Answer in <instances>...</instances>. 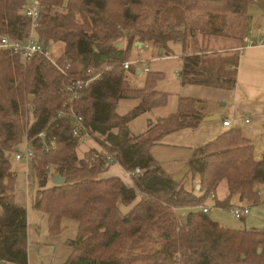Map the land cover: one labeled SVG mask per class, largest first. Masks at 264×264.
<instances>
[{
    "label": "trees",
    "instance_id": "trees-1",
    "mask_svg": "<svg viewBox=\"0 0 264 264\" xmlns=\"http://www.w3.org/2000/svg\"><path fill=\"white\" fill-rule=\"evenodd\" d=\"M253 1L39 0L36 36L46 47L62 45L60 69L41 56L25 64L19 54L0 52L2 263L29 264L27 210L15 201L17 178L12 171L16 149L27 138L38 182L34 208L47 215L49 234L60 236L64 220L78 224V237L69 242L72 254L64 264H264V226L261 231L231 230L201 210L223 182L227 196L216 198V208L228 210L234 199L264 204L258 191L264 187V155L255 160L253 147L232 129L197 149L187 177L175 181L151 155L155 140L135 137L129 130L133 120L166 105L168 95L156 91L162 76L148 73L144 87L136 88L131 82L136 70L122 69L136 44L169 55L171 45L186 46L199 34L241 41ZM256 4L264 11V0ZM26 6L27 0H0V35L26 38ZM96 75L100 78L72 104L97 146L80 159L81 144L71 134L70 120L59 114L71 106L66 95L71 79ZM180 77L183 84L235 85L233 77L219 76L199 55L184 58ZM131 99L140 105L119 116L118 103ZM29 103L34 106L33 124L27 121ZM203 104L182 99L179 113L165 123L172 131L195 129L204 118ZM42 132L45 141L38 137ZM114 164L128 173L143 170L142 176H132L135 188L119 178H101ZM51 172L65 183L49 187ZM188 176L200 181V190L194 184L192 190L186 188ZM139 195L141 201L123 214L119 204L131 206ZM180 210L190 211L186 222L178 219Z\"/></svg>",
    "mask_w": 264,
    "mask_h": 264
},
{
    "label": "crops",
    "instance_id": "crops-1",
    "mask_svg": "<svg viewBox=\"0 0 264 264\" xmlns=\"http://www.w3.org/2000/svg\"><path fill=\"white\" fill-rule=\"evenodd\" d=\"M247 14L249 20L243 37L246 35L257 40L261 37V31L264 28V11L258 7L254 0L248 7ZM198 42L199 49L202 48L203 52L200 51L202 49L194 48L192 43H188L186 46L182 43L171 45L169 55L156 52L152 47L142 54L137 47L132 52L133 58L142 56L148 61L150 73H158L162 76L156 85V91L168 95V101L166 105L146 112L133 120L129 124V130L135 137L146 136L155 140L150 149L151 155L177 182H182L189 174V162L193 159L197 149L232 129L239 130L243 138L253 147L255 160H259L264 155V47L246 48L242 40L235 42L233 39L224 37L199 38ZM240 48L243 50L240 51ZM192 55L202 56L207 65L214 68L219 76L229 79L233 77L234 87L183 84L180 73L183 70L184 58ZM136 73L137 77L131 79L132 86L142 88L147 75L140 69L136 70ZM182 99L204 103L200 106L203 117L218 115L219 120L213 122L202 120L195 129L172 131V128L165 122L179 113ZM139 105V100H121L117 105V114L124 117ZM226 120L230 121L229 127L223 125ZM93 149H97V146L92 142L81 144L77 150L78 157L83 159L86 153ZM26 165V194L16 190L15 201L27 210L29 264H36L35 256L38 252L40 258L45 246L54 248V256L57 255L58 246L62 244L63 233L60 236L52 237L49 234V228L45 231L39 225V219L44 217H39L35 212L45 214L34 208L35 199L30 187L31 173H33L32 163H26ZM14 174L17 178V174ZM188 177L186 182L198 185V179L193 180L192 177ZM101 178H119L129 188H135L132 176L119 164L112 165L107 172L101 175ZM216 195L220 201L226 198L227 185L225 182L218 188ZM141 199L139 195L137 201L131 206L119 204L123 214H128ZM232 204L248 206L250 209L256 207L244 205L237 199H234ZM259 205L263 206L264 204ZM2 215L3 209L0 206V216ZM246 218L243 220L245 227ZM65 221L69 220H64L63 223ZM74 223L75 231L67 240L68 248L65 249L61 264L66 263L72 254L69 242L75 241L78 237V224ZM245 230L247 229L245 228ZM248 230L257 229L250 228Z\"/></svg>",
    "mask_w": 264,
    "mask_h": 264
},
{
    "label": "built area",
    "instance_id": "built-area-1",
    "mask_svg": "<svg viewBox=\"0 0 264 264\" xmlns=\"http://www.w3.org/2000/svg\"><path fill=\"white\" fill-rule=\"evenodd\" d=\"M40 2L39 0H27V6L25 9V16L30 21V32L26 36L24 40H17L11 38L9 36L0 35V52H12L19 54L22 58L23 63H28L33 60L35 56H41L45 59L49 60L55 66L56 63L53 60V53L49 47H46L44 44L40 43L36 36V31L39 27V19H40ZM262 35L259 39L253 40L248 36H244L242 38L243 43L246 48L253 47H264V28L262 29ZM151 48L149 44L143 45L142 48L139 49L140 53H144L145 50ZM243 48H240L242 51ZM58 67V66H57ZM59 68V67H58ZM60 69V68H59ZM122 69L129 71L131 69L134 70H142L146 74L150 73V69L148 66V61L139 56L135 58V60H129L122 65ZM63 72V70H61ZM100 78V75H96L94 77H89L87 79H71L69 85L66 87V95L68 97V101L71 106L68 109V112H61L59 117H67L70 120L71 126V134L75 139H77L80 144H85L90 142L92 139L91 131L85 126L84 118L78 115L74 108L72 107L74 102L80 101L83 97L84 92ZM28 111V117L33 115L34 106L32 104H27L26 106ZM29 119V118H28ZM247 123V121H246ZM31 124V122H30ZM225 127H229L230 121L226 120L223 122ZM38 137L42 140L47 139V134L42 132L38 135ZM51 148L46 146V151L49 152ZM14 159L17 162H26L33 163L34 161V152L31 148L29 141L25 138L23 143V151L16 152ZM49 170V168H47ZM131 176H142L144 174L143 170L135 169L134 172L129 173ZM209 197L212 198L213 201L216 200L217 196L214 192L209 194ZM201 210L205 214H210L211 208L208 206H202ZM229 213L236 219L241 220L250 215V208L248 206L241 205H231L228 208Z\"/></svg>",
    "mask_w": 264,
    "mask_h": 264
},
{
    "label": "rangeland",
    "instance_id": "rangeland-1",
    "mask_svg": "<svg viewBox=\"0 0 264 264\" xmlns=\"http://www.w3.org/2000/svg\"><path fill=\"white\" fill-rule=\"evenodd\" d=\"M202 38V39H207V38H211L209 36H204L202 34H199L198 36H196V38H189L188 39V43H192V45H194L196 49H199V42L198 39ZM230 39V38H228ZM234 40V39H233ZM235 42L237 40H234ZM62 45L59 46H53L51 47V51L53 53V60L54 62L58 63L59 59L62 56V49L61 47ZM202 49V48H200ZM199 49V50H200ZM148 51V50H147ZM201 52H203V49L200 50ZM130 60H135V58H133L131 56ZM232 76V75H231ZM29 120L31 122V124H33L35 118L34 116H30ZM27 121H28V117H27ZM21 151H23V146H21ZM26 163L25 162H17L14 157L12 158V171L14 173L17 174V181H16V190L20 193H24L26 194V182H25V174H26ZM31 179H32V183H31V192L33 193L34 199L36 197V193L38 191V182L36 180V178L34 177V174L31 173ZM53 185V177H52V172L50 174V181H49V187ZM198 185H200V181L198 183ZM192 184L191 182H187L186 183V188L188 190H192ZM258 191H259V196H260V200L261 203L264 202V187L263 186H258ZM198 193V192H197ZM244 205H250L249 203L243 201L241 202ZM208 206L210 207L212 210L210 212V214H208L209 218H211L213 221L219 223L221 226L231 229V230H244L245 228L248 230L250 228H254L257 230H261L264 226V205H259L256 207H252L250 209V216L247 217L245 219V224L246 227L244 225V222L242 220H236L227 209H220V208H216V204L215 202L212 200V198H208L206 203L204 204V206ZM190 211L188 210H180L178 211L177 215H178V219L181 222H186L187 216L189 214ZM37 215H39V217H44V218H40L39 219V225L46 231L48 228V221H47V217L46 215L41 214L40 212H35ZM45 219V220H43ZM44 224V227H43ZM75 223L74 222H69V221H65L63 223L64 226V232L62 234V239H61V245L58 246V253L56 256H54V248H50V247H44V249L42 250L41 253V257L39 258L38 256V252L36 254V264H61L65 255V249L68 248L67 246V240H69V237H71L75 231L74 228ZM65 247V248H64ZM33 256V255H32ZM0 264H2L0 262Z\"/></svg>",
    "mask_w": 264,
    "mask_h": 264
},
{
    "label": "water",
    "instance_id": "water-1",
    "mask_svg": "<svg viewBox=\"0 0 264 264\" xmlns=\"http://www.w3.org/2000/svg\"><path fill=\"white\" fill-rule=\"evenodd\" d=\"M121 47H122V45L120 44L119 48H121ZM136 47L140 49L143 47V45L142 44H136ZM203 120H204V122H213V121L219 120V116L214 115V116H210V117H205ZM16 152H19V150L16 149ZM53 183L57 186L63 185L65 183V179H62L59 175H55L53 178ZM198 190H200V186L198 187Z\"/></svg>",
    "mask_w": 264,
    "mask_h": 264
}]
</instances>
